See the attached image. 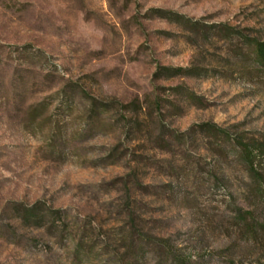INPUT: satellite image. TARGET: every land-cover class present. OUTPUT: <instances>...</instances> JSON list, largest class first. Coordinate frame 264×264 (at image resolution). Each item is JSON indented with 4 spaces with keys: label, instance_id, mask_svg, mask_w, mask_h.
<instances>
[{
    "label": "rangeland",
    "instance_id": "1",
    "mask_svg": "<svg viewBox=\"0 0 264 264\" xmlns=\"http://www.w3.org/2000/svg\"><path fill=\"white\" fill-rule=\"evenodd\" d=\"M253 40L264 0H0V264H264L233 225L264 204L200 129L264 149Z\"/></svg>",
    "mask_w": 264,
    "mask_h": 264
},
{
    "label": "trees",
    "instance_id": "2",
    "mask_svg": "<svg viewBox=\"0 0 264 264\" xmlns=\"http://www.w3.org/2000/svg\"><path fill=\"white\" fill-rule=\"evenodd\" d=\"M250 46L252 48V56L256 67L264 74V42L253 40L250 42ZM194 73V70L160 67L158 68L155 77H191L195 75ZM190 97L193 101L197 100L193 95ZM200 129L207 134V136L213 138L215 142L220 143V146H218L220 149L225 150V143L231 147L233 158L244 165L245 170L249 175L250 185L248 186V191L250 195L253 199L264 204V175L255 170L254 163L255 153H264L263 144H258L257 142H254L251 145L244 144L240 140H230L228 142L229 139L226 133L216 125H203ZM191 133L199 134V127H197V129H192ZM233 223L235 229L246 241L253 243L264 241V224L257 220L253 212L237 210L235 217L233 218Z\"/></svg>",
    "mask_w": 264,
    "mask_h": 264
}]
</instances>
